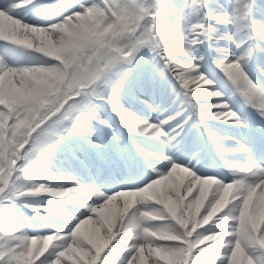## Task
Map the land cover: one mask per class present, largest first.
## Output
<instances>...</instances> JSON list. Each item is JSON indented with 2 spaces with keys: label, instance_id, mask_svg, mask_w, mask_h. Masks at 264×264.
I'll return each instance as SVG.
<instances>
[{
  "label": "snow or ice",
  "instance_id": "1",
  "mask_svg": "<svg viewBox=\"0 0 264 264\" xmlns=\"http://www.w3.org/2000/svg\"><path fill=\"white\" fill-rule=\"evenodd\" d=\"M231 3L230 12L218 4L220 10L211 15L204 12V0H189L188 26L162 30L159 16H181L166 0H62L58 9L38 0H0V47L36 54L34 62L22 63L11 61L7 51L0 53V264H264V165L253 162L252 149L236 137L208 127V122L248 127L223 98L218 81L230 84L264 118V88L247 71L254 51H264V25L253 26L252 43L238 55L220 41L236 48L248 41L238 42L207 24L208 19L232 23L237 33L246 27L249 0ZM53 15L54 20L43 19ZM209 40L215 41L208 45L216 53L218 71L213 74L204 70L207 62L197 49ZM145 48L156 60L159 80L153 88L162 104L171 92H178L177 99L183 96L173 111L161 104L155 121L116 102L132 75L128 67ZM260 71L264 74V68ZM98 100L134 136L175 141L178 152L188 148H181L180 141L195 115L190 127L208 132L232 179L201 172L205 157L203 149L196 150V138L187 159L135 144L148 172L143 179L129 175L127 186L111 193L44 170L43 162L66 133L79 129L84 114L111 128L93 110ZM142 103L157 111L148 100ZM225 141L238 146H225ZM237 153L246 154L248 162L226 160ZM38 167L58 183L36 182L29 173ZM43 198L82 211L69 212L40 202ZM18 203L29 212L66 221L67 227L30 233L10 218V206Z\"/></svg>",
  "mask_w": 264,
  "mask_h": 264
},
{
  "label": "rangeland",
  "instance_id": "2",
  "mask_svg": "<svg viewBox=\"0 0 264 264\" xmlns=\"http://www.w3.org/2000/svg\"><path fill=\"white\" fill-rule=\"evenodd\" d=\"M61 2L62 0H55L53 2H41L40 0H38V4L53 9H58ZM166 2L167 4L171 5L174 10L180 12L181 16L176 17L170 14L159 16L158 19L161 29L172 30L176 28L177 25L181 27H187L190 23V18L187 17V8L185 7V5L189 3V0H166ZM218 4L224 6V11L230 12L232 10L231 0H208L207 8L211 15H215L220 10L217 7ZM27 11V9L23 10L21 12V15H23V12ZM255 15L257 16L259 25H264V0L262 1L261 7L258 9ZM28 18L32 22H38V20L31 15H29ZM43 19L54 20L55 16L53 15L49 17H44ZM195 19L197 18H191V22H195ZM209 26L210 28L216 29L219 33H222L224 35H234V39L238 42L244 40L245 38L244 27L239 33H237L236 26L234 24L220 23L216 19H210ZM211 43L213 45L215 41L211 40ZM220 44L224 47L232 48L237 52L238 55L244 50V47H247L244 45L242 48H236L234 43L226 40L220 41ZM197 49L199 50V53L201 55H204L200 45H197ZM5 51H7V55L9 56L11 61L19 60L22 63L34 62L32 58L36 55L31 52L21 53L18 51L4 49L3 47H0V53H3ZM139 53H144V56L147 55L146 59L148 64L146 65V67L143 68L136 67V65L134 67L129 68V70L131 69L130 73H132V75L129 76L126 82H124V84L122 85V90L116 97V102L119 103L123 108L134 112L137 117H143L146 120L151 119L155 121L157 114L162 110V108L160 107V105L162 104L161 97L158 92L154 91L153 88V83L159 80V75L158 73H156V60L154 59V54L150 52L147 48L142 49L140 52L137 53V55H139ZM214 57L216 59L215 51ZM133 68L134 71H132ZM204 70L209 74L214 73L210 69H208L206 64ZM253 80L257 83L255 79ZM216 87H218L222 92H224L223 98L229 104L232 105L234 110L239 113V108L235 105V101L231 97H228L229 94L226 92L224 85H222V83L218 81ZM176 96L177 92H171L168 102L163 103L162 106L168 107L169 111H173L178 108L180 104L178 100L175 102V104L172 105V101L176 99ZM144 100H148V102L152 104V106L156 108L157 111L153 112L150 108L147 107V105L142 103V101ZM93 110L99 115L100 118H106L105 120H107L109 124H111V128L106 127L104 125H102V127L101 125L97 124L96 121L90 116L84 114L82 116V125L79 126L78 130L72 131V134L70 136H63L57 148L49 155V159L43 162V169L50 171L51 173L71 175L81 183L91 184L95 187L100 188L102 191L108 193L114 192L119 187L127 186L128 177L131 174H134L138 179H143L148 172V165L146 162H143L142 164L138 165L136 164V162L129 163L127 161H124L121 165H113V160L117 161L119 160V158L112 157L113 160L111 165H106V163H103L100 168L96 166L94 162V160L96 159L94 157V154H97L98 158H106L111 155V152L110 150H108L106 145V141L108 139L107 134L109 132H112L116 135V137L121 138V133L114 129L113 118L107 112L106 106L104 104L102 105L100 103L98 107H95L94 104ZM240 117L243 120L245 119V117L243 118V116L241 115ZM187 126L188 125H185V129L187 128ZM211 126L212 130L220 136H222V134H224L225 132L229 136L236 137V139L239 140L241 143L245 141L241 137V130L239 129V127L232 126L228 127L229 129H224L222 127H217L218 125L216 124ZM90 129L95 130L94 134H84ZM132 139L134 145L138 143L142 148L148 151H157L167 155H173L177 159H187L191 156L192 148L189 146V144L185 142V140L180 141V147L183 148L186 144L188 146L187 150L178 152L172 147V144L176 143L175 141H172L171 143L165 139H155L151 141L141 136H134L133 134ZM122 142V139L116 138V144L118 145L119 149H122ZM224 144L230 147L238 146L235 141H225ZM86 146L91 151L88 150ZM71 153L74 159L67 158V156L65 155H70ZM201 155L204 156V153H201ZM237 155L238 154L230 156V159L234 163H242L240 159H236ZM68 159L71 160L74 164H70L67 161ZM200 163L204 165V168L201 169V172L209 174L207 167L212 166V164L210 162L206 163V160H202ZM68 167L72 170V172L67 169ZM197 167H199V165ZM44 170L38 167L34 171L30 172L29 175H31L36 182L49 184L58 183L50 180L49 177L45 175ZM81 199L87 200L89 202L95 200V198L93 197H81ZM28 202L35 203L37 201ZM40 202H50L53 204H58L69 212L79 213L82 211L81 209L74 208L71 205L64 203L63 201L52 200L50 198H43ZM10 218L15 219L21 228H24L26 231L29 232L28 224L26 223V221H24L26 220V216L23 213L14 209V212ZM38 222V225H36L33 229H30V233H34L36 231H48L55 228H60L61 230H64L67 227L66 221L57 220L53 216H51L49 219L40 218ZM85 227L90 231L93 226L88 225Z\"/></svg>",
  "mask_w": 264,
  "mask_h": 264
}]
</instances>
